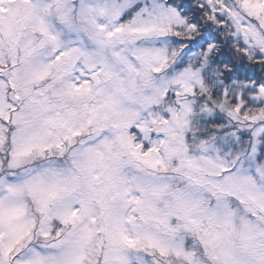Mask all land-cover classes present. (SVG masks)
<instances>
[{
  "label": "snow or ice",
  "instance_id": "6c2138e0",
  "mask_svg": "<svg viewBox=\"0 0 264 264\" xmlns=\"http://www.w3.org/2000/svg\"><path fill=\"white\" fill-rule=\"evenodd\" d=\"M0 264H264V0H0Z\"/></svg>",
  "mask_w": 264,
  "mask_h": 264
}]
</instances>
